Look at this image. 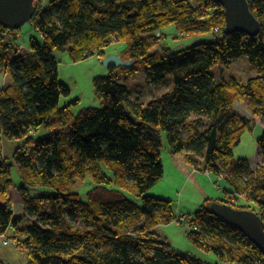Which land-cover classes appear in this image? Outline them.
<instances>
[{
	"label": "trees",
	"instance_id": "16d2710c",
	"mask_svg": "<svg viewBox=\"0 0 264 264\" xmlns=\"http://www.w3.org/2000/svg\"><path fill=\"white\" fill-rule=\"evenodd\" d=\"M247 1L261 25L255 37L226 30L224 9L212 0H50L48 6L36 0L29 22L40 40L32 37L28 52L15 46L20 28L0 26V74L9 80L0 88V237L12 230L27 264H202L175 255L155 231L178 222L173 201L149 193L165 176L163 134L172 156L204 153L201 170L232 187L223 200L206 199L186 215L198 226L189 237L216 253V264H264L260 249L210 212L213 202L226 203L264 220V166L254 173L246 159L234 162L243 133L254 131L257 118L264 120V0ZM172 25L181 35L212 34L214 40L181 51L165 45L153 50L156 34ZM118 42L126 44L122 59L133 66L109 67L107 76L94 79L104 106L77 115L72 108L79 100L61 106L71 90L59 78L53 52L67 51L73 62L96 54L105 59L107 46ZM241 57L249 59L255 77L212 82L209 70L229 68ZM141 69L149 85L172 77L173 90L146 106L133 101L128 79H120ZM241 101L253 120L235 114L233 105ZM44 127L49 134L35 139ZM5 139L24 140L12 158L4 156ZM258 146L264 160V131ZM243 173L249 180L241 186ZM87 181L92 188L79 191ZM14 188L24 217L13 212ZM236 194L254 205L231 202ZM0 264L10 263L0 257Z\"/></svg>",
	"mask_w": 264,
	"mask_h": 264
},
{
	"label": "rangeland",
	"instance_id": "374dc122",
	"mask_svg": "<svg viewBox=\"0 0 264 264\" xmlns=\"http://www.w3.org/2000/svg\"><path fill=\"white\" fill-rule=\"evenodd\" d=\"M42 1H45L47 6L50 4V0ZM162 31L164 33L163 36H160V33L156 34V39H154L156 46L153 50H159L162 45H165L172 52L181 51L184 48L194 46L196 43L214 40L212 34H205L202 36L181 35L173 25L164 28ZM17 35H19V37L18 40L14 42L15 46H20V49L23 52H28L30 50L29 40L32 37L40 40L35 26L31 22L21 27L18 30ZM125 49L126 44L120 42L113 43L107 46L105 54L120 53L121 56L125 58L123 53ZM53 56H55L58 61V74L61 82L63 84L65 83L71 90L68 96L60 99V105L65 106L70 102L79 100V102L72 108L75 115L84 109H88V107H103V100L97 95L93 85V81L97 76H107L110 72L109 68H106L102 64L103 59L96 54V56L85 59L84 61L73 62L69 53L61 50H55ZM209 71L212 82L215 84H219L221 81H229L230 78H236L238 81L246 83L251 77L256 76V69L253 68L249 59L246 57H241L240 60L233 62L229 68L224 67L222 64H218ZM125 80L128 82L129 94L132 100L135 102L137 101L144 106L153 101V99L162 97L164 93H168L174 88L172 77L166 78L163 83L159 85L147 84L145 81L144 69H141V71L135 75L127 77L122 76L120 79L122 83H125ZM8 83V76L0 74V88ZM126 109L129 113L128 108ZM260 124L264 125L263 122ZM202 127V129L205 130L208 126L207 124H204ZM181 132L184 138L188 136L186 131L182 130ZM48 134V129L44 127L38 132H35L33 137L39 140L44 139ZM261 137L262 130L258 127L254 129L253 132H244L241 144L234 151V162L239 160L237 157L242 153H252V155L254 154V158L251 160L254 167V173L259 170L260 167H263V157H261L260 152L257 150L258 140ZM163 139V147L160 150L162 161L165 166V176L149 191L150 194L156 197L172 200L176 215L180 214V212H187L190 215L194 214L202 209V206L206 204V199H212L213 197L219 199L225 198V190L232 189V187L227 181H222L223 178H219L220 176L215 177L214 174L208 175V173L201 170L205 164L204 153L195 154L183 151L177 156H172L168 150V140L164 134ZM23 143L24 140L8 141L5 139L3 143L4 156L12 158L15 147L23 146ZM187 156H190V159L195 161L198 170L195 169L194 164L187 160ZM12 179L15 185L20 183L19 172L16 167H13ZM239 180H241V186H244L245 182L249 180V175L243 173ZM216 181L218 182V185H216ZM217 186L222 190H219ZM91 188L92 182L89 181L78 185V190L82 192L89 191ZM239 192L241 193L242 189L239 190ZM243 197L245 198V194H243ZM231 202L237 203L240 206L254 205V203L250 202L248 198H246V200L238 198L235 201L231 200ZM71 223L80 227L79 222L71 221ZM155 228L160 239L165 240L170 244L171 252L175 255L195 259L202 264H216L220 261V258H218L216 253L205 249L203 250L191 237H189L190 231L187 225L174 221L168 225L159 224V226ZM3 241L4 239L0 237V257L4 261H7L10 264L13 263V261L14 264H27L26 256L23 255L18 247L16 248V246L12 244L5 246Z\"/></svg>",
	"mask_w": 264,
	"mask_h": 264
},
{
	"label": "water",
	"instance_id": "95a60500",
	"mask_svg": "<svg viewBox=\"0 0 264 264\" xmlns=\"http://www.w3.org/2000/svg\"><path fill=\"white\" fill-rule=\"evenodd\" d=\"M36 0H0V26L4 29L18 30L31 21L36 12ZM224 9L226 30L242 32L248 37L259 35L261 25L252 13L247 0H212ZM106 67L133 66L132 61H125L119 55L109 54L103 59ZM212 214L219 216L222 221L240 232L255 245L264 255V220L256 212L241 210L226 203L213 202L210 208ZM226 264V263H221ZM232 264V263H227Z\"/></svg>",
	"mask_w": 264,
	"mask_h": 264
},
{
	"label": "crops",
	"instance_id": "0c3cea01",
	"mask_svg": "<svg viewBox=\"0 0 264 264\" xmlns=\"http://www.w3.org/2000/svg\"><path fill=\"white\" fill-rule=\"evenodd\" d=\"M111 54L119 55L120 57H122L120 53H111ZM233 110H234L235 114H237L239 117H241V118L244 117V118H247L249 120H253L254 114L249 109V107L246 105V103H244L242 101L241 102H235V104L233 105ZM262 120H263L262 118H257L256 119V121H255L256 126L254 127V129H256L258 127V128H261L262 132L264 131V125L260 124L261 122H263V124H264V121H262ZM257 146H258V144H257ZM257 150L260 152L259 146H258ZM237 158L239 160L246 159L247 160V164L249 165V167L254 170L253 163L251 162V160L254 158V154L252 155V153L251 154L250 153H244V154L242 153ZM164 171H165V166H164ZM208 175H210V174H208ZM222 181H224V180H222ZM216 185H218V182L216 183ZM217 188L219 190H222L221 188H219V186H217ZM230 190H231V188L230 189H226L225 192L226 191H230ZM10 194H11V198H12V201H13V212L15 213V216L24 217L26 211L24 210V205H23V202L20 199V195L18 193V190H16L14 188V189L11 190ZM213 199L214 200H223L222 198L219 199L217 197H215V198L213 197L211 200H213ZM178 215L179 216L180 215H189V216H192L193 214L190 215L187 212H180V214H178ZM178 215H176V216L179 218ZM6 234L12 236L13 235L12 234V230H9ZM8 255H9V253H8ZM11 256H13V255H11ZM11 264H14V261Z\"/></svg>",
	"mask_w": 264,
	"mask_h": 264
},
{
	"label": "built area",
	"instance_id": "2783aa9c",
	"mask_svg": "<svg viewBox=\"0 0 264 264\" xmlns=\"http://www.w3.org/2000/svg\"><path fill=\"white\" fill-rule=\"evenodd\" d=\"M219 178H223L222 176H220ZM238 198H242V199H246V195H245V198L238 194L235 195V197H233V201H235L236 199ZM181 217L178 218V222L181 224H185L189 227V231L192 232V231H197L198 230V226L192 222V224H190V219L188 216L186 215H180ZM1 238L4 239L3 241V244L6 246V245H9V244H12V245H15L16 248H17V245H16V240H17V237L14 238L8 234H5L4 236H2Z\"/></svg>",
	"mask_w": 264,
	"mask_h": 264
}]
</instances>
